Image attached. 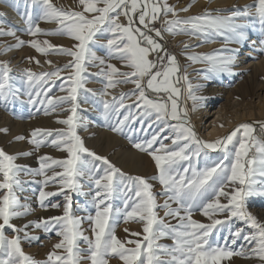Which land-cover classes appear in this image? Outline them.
I'll return each mask as SVG.
<instances>
[{
  "label": "snow or ice",
  "instance_id": "snow-or-ice-1",
  "mask_svg": "<svg viewBox=\"0 0 264 264\" xmlns=\"http://www.w3.org/2000/svg\"><path fill=\"white\" fill-rule=\"evenodd\" d=\"M37 3L43 6L40 18L55 21L57 24L52 34L67 35L75 41L72 47L54 49L72 57L63 67L72 68L74 71L64 77L69 84L67 95H45V114L49 110L65 111L63 105H70L67 109L70 114L65 119L58 120L67 128L34 129L29 142L39 149L45 143L44 138L53 137L50 144L67 155L66 158L57 159L44 154L38 158L39 168L33 170L17 165L14 162L17 156L0 148V191L3 192L0 195V264H39L26 254L21 246L22 239H39L28 232L29 227L42 229L44 233H54L61 238L47 254L46 264H81L82 260H87L90 264H109V257H118L123 264H220L234 254L229 240L231 244H235L239 239L249 244L254 242L251 253L264 261V223L246 210L249 197L264 196V180L257 179L258 176L264 177V139L255 136L254 125L247 122L239 124L225 136L213 141L198 137L187 119V110L178 109L177 100L181 89L174 86V80L178 83L183 79L187 82V95L193 101L199 98L193 95V85L188 81L187 74L182 77L178 75L180 67L177 59L175 55L168 53L161 43V29L154 27V22L159 20L162 14L164 30L172 34H198L204 37V42H207L211 34H218L225 37L226 44L241 43L248 39L245 29L250 25L236 21L255 18L264 30V0H256L254 5L247 6L254 7V12L234 10L230 15H213L205 10L199 15L186 18L178 17L177 10L169 5L167 0L163 3L159 0H79L82 11L57 7L52 0H26V4ZM188 7H191V4ZM187 10L188 8L181 9ZM223 11L225 10H215L217 13ZM169 13L172 14V19H167ZM26 15L27 31L31 35L45 31L34 23L31 12ZM121 15L127 18V23L120 22ZM137 24L139 26H135ZM148 32H154L155 38L147 34ZM0 35L15 33L5 32L0 28ZM104 35L109 38L100 46L106 48L108 59H119L130 67L131 71H120L93 51V46L100 43L98 37ZM24 43L25 41L18 39L16 45L8 47H19ZM27 43L40 52L53 48L51 44H48V48L41 47L36 40ZM260 44L264 46V39L260 40ZM185 47L189 45L186 44ZM238 51L225 47L215 49L212 53L192 55L188 59L192 62L207 63L209 70L213 72L231 73ZM225 52L229 54H224ZM150 55L154 58L149 59ZM96 61L105 65L96 73L97 77L106 81L105 88L99 93L101 97L106 94L108 88L115 87L117 83L132 82L135 85L129 93H121L119 97H113L111 102L103 101L105 119H108L110 113L116 115V122L109 125L113 132L125 134V128L135 132L136 123L141 125L140 130L143 131L145 121H148L149 128L153 123L164 125L150 139L135 142L133 145L149 154L155 162L158 173L153 179L162 186L160 194L166 197L162 204L157 202L156 193L153 192V185L148 178L126 174L106 156L87 148L77 134V128L87 127V123L82 122L78 115V91H93L84 87L87 82L84 73L87 70L86 64ZM0 68L3 69L0 72V102L6 105L9 97H16L20 90L14 89L9 83L10 69L6 62L0 64ZM25 74L30 87L44 86L43 93L37 92L35 96L29 93V102L35 104L41 94L50 91L49 86L55 83V79L61 78V69L56 68L39 74L26 69ZM196 87L199 88L200 85ZM61 90H65L64 85H61ZM148 92L155 95L149 96ZM129 96H134L135 100L126 104L125 100ZM39 102L44 103L43 100ZM121 109L125 110L123 114L120 113ZM259 126L264 133V122H260ZM0 131L6 133L8 130L5 128ZM166 131L170 135L161 136V133ZM38 136L43 138L37 139ZM15 139L23 140L25 137L17 136ZM164 140H171V147L166 145ZM157 144L159 147L154 148ZM230 145L234 147V152H229ZM253 147L255 153L249 158L250 149ZM218 149L225 152L223 159L218 163L202 170L193 165L194 159H198L202 154L206 156L209 150ZM185 162L187 166H183ZM53 166L61 168L62 171H55ZM49 170L52 175H48ZM22 171L44 176L42 183L45 185L49 182L59 183L58 192L64 195L65 199L62 215L29 221L21 227L11 223L13 218L26 216L31 211L30 206L21 203L13 190L14 186L21 183L19 173ZM81 181H87L91 190L85 192ZM65 190L90 195V207L94 214L89 212L84 216L75 215L71 197ZM120 193L124 194L123 207H117L113 202ZM54 195L57 193L41 188L40 206L59 208V204L46 203L47 198ZM221 197H224L226 202H222ZM157 208L165 209L164 217L158 215ZM194 210L200 211L210 223L193 219ZM219 214H224V218H216ZM166 217L175 219L176 223L166 222ZM232 218L242 220L254 231L247 235L244 229L236 228L233 231L229 228V236L224 238L223 245L211 241L213 230L217 229L218 225L228 224ZM132 219L142 222L143 231L130 234L136 237L142 235V239L122 241L116 235V228L122 220L126 222ZM85 222L88 223L92 236L86 234L83 227ZM6 228L13 230L16 235L7 237ZM22 231L23 236L19 235ZM165 237L171 238L173 244L158 243ZM81 241L86 247L80 246ZM61 249L63 253L57 251ZM239 254L245 253L241 251Z\"/></svg>",
  "mask_w": 264,
  "mask_h": 264
},
{
  "label": "rangeland",
  "instance_id": "rangeland-1",
  "mask_svg": "<svg viewBox=\"0 0 264 264\" xmlns=\"http://www.w3.org/2000/svg\"><path fill=\"white\" fill-rule=\"evenodd\" d=\"M217 1L218 0H167V3L177 10L176 15L180 18L199 15L203 13L205 10L212 12L213 15L216 14L230 15L231 12L234 10L249 11V12L255 11L254 7H247V6L254 5L256 3V0H244L242 1V3L241 1L239 2L235 0L237 2L234 4L231 3L233 0L231 2H229L230 0H226V1L221 0L223 3H219V4ZM159 2L163 3L164 0H159ZM52 3L57 7H62L66 10H71V11L83 10L82 5H80L79 3V0H62V3L59 4L57 3V0H52ZM189 4H191V7H188ZM42 8L43 6L38 3L34 5L26 4V0H0V28H3L5 32L15 33V35H0V64L6 62L7 67L10 69L9 83L14 89L20 90L19 94L16 97H9L8 103L6 105L3 102H0V119H1L0 125L1 124L6 125V126L1 125L0 129L6 128L8 130L6 133L0 131V140H1L0 148H2L8 154L16 155L17 161L14 162L17 165H21V166L26 165L27 168L33 170L39 168L38 158L44 154H48L53 158H57V159L66 158L67 155L66 152L59 150L50 144V140L53 137L44 138L45 143L41 145L39 149H37L29 141L32 138V131L34 129H66L67 128L66 125L59 123L58 120L65 119L70 114V112L67 111V109L70 108V105L68 104L63 105V108L66 109L65 111L57 110L56 112H51L49 110L48 113L45 114V107L47 105L45 95H51V96L67 95L66 89L69 86V84L64 79V77H66L69 73L74 71V69L72 68L63 67L65 64H67L69 61L72 60V57L68 56L67 54L58 52L54 49L59 47H72L75 41L67 35L52 34L54 30L57 28V24L55 21H47L40 18L42 14ZM183 8H188V10L181 11V9ZM216 9H224L225 11L217 13L215 12ZM10 10L14 11V13L17 15V18L23 22L22 24L23 27H20V25L11 18ZM28 12H31L34 23L38 24L41 29L45 30L44 32L38 33L35 36H33L27 31L28 24H27L26 13ZM167 19H172L171 13L168 14ZM119 20L121 23H127V18L123 15L119 17ZM163 20L164 17L161 14V18L156 22H154V27L157 29H161L162 31L161 43L164 44V47L167 49L168 53L175 55L178 65L180 67V72L178 73V75L182 77L185 73L187 74L188 81H190L191 84L193 85L192 93L194 96L199 98L193 101L187 95V82H185L183 79H180L178 83H176L174 80V86L181 89L180 96L177 100L178 109L187 110V119L191 122V125L194 127L199 138L206 141H213L215 139H210L205 137L204 134L206 132H204L203 134L200 127L196 126L190 115L189 109L191 107L197 108L199 106L207 104V107L213 108V109L211 108L212 111L215 110V108L218 107L223 102L218 101L212 103L211 102L203 103L202 102L203 99L201 98L202 93L207 90H210L211 87L217 88L219 90L224 89L229 85L230 87H232L235 83L237 84L239 80L233 78V82H230V80H228L229 78L226 77L227 75L220 76L221 80H218L219 72H213L209 70V65L205 62H200V61L192 62L191 60L188 59V57L192 55L212 53L213 50L215 49H221L225 47L238 49L239 51L237 55L240 57L241 56L240 54L244 52V49L247 48L248 42L260 44V40L264 39V30L260 28L259 22L255 18H245L243 19V23H247L250 25L247 29H245L248 37L247 40L241 43L230 42L226 44L224 36L218 34H211L207 39V42L213 40L212 42L220 44L219 46L217 47L215 46L214 49L212 48L208 50H201L194 52L193 54L187 55L186 52H182V51L185 49H189L190 46L185 47V45L186 44L191 45L193 42L191 41V39L193 37H197V39H201L199 42L205 44L207 42H204V37L198 34H191L185 32H176V34L167 32L164 30ZM135 26H139V25L137 24ZM147 34L153 35L155 38L154 32H148ZM225 35H228V33H225ZM108 38L109 37L107 35L99 36L98 39L100 43L93 46V51H95L98 56L105 58L107 63L114 64L120 71H131V68L124 65L123 62H121L119 59L116 58L108 59L106 54V48L100 46L101 44H105ZM18 39L25 41V43L20 45L19 47H15V46L8 47L11 45H16ZM30 40L38 41L41 44V47L44 48H48V44H51L53 48H49L47 52H40L37 49L33 48L29 43H27ZM45 41H47L48 43L47 44L44 43ZM5 48H7V50H5ZM261 48H264V46L259 47V45H256L255 52H253V55L261 56L262 54H264V50H260ZM183 54H186L187 56L186 59L182 58ZM224 54H229V53L225 52ZM153 58H154L153 56L151 55L149 56V59H153ZM104 67L105 65H101L99 61L86 64L87 70L84 73V76L86 77L87 82L84 85V87L86 89H92L93 91L85 92L83 89L78 91V95L80 97L78 115L82 118L83 120L82 122L87 123V127L77 128V134L80 135V137L83 139L84 145L87 148H89L92 151H95L99 155L106 156L112 164L116 165L126 174L131 176H143L145 178H148L149 182L153 185L152 190L154 193H156L157 202L162 204L163 201L166 199V197L160 194L162 190V186L159 184L157 180L153 179V177L158 173L155 162L149 154L138 150L133 145L135 142H141L145 139H150L151 136L154 133L159 132L160 128L163 127L164 125L153 123L152 127L149 128L148 121H145L143 125L144 128L143 131L140 130L141 125L139 123H136L134 125V128L136 129L135 132L129 131L128 128H125L124 130L125 134L113 132L109 125L114 124L116 122V115L110 113L108 119H105L103 101L107 100L111 102L113 100V97H119L121 93H129L132 89L135 88V85L132 82L117 83L115 87L108 88L106 94L103 95V97H101L99 93L101 90L105 88L106 81L102 77H97L96 73L100 72L101 69ZM56 68L61 69V78L55 79V83L49 86L50 91L46 94H41L37 98V102L35 104L30 103L29 93L31 92L33 96H35L37 92L43 93L44 86L41 85L40 87H35V86L30 87L29 82L27 80V76L25 74V70L31 69L32 72L39 74L42 72L53 71ZM188 69L189 71H187ZM2 70L3 69L0 68V72H2ZM61 85H64L65 90H61ZM196 85H200V87L197 88ZM262 93H264V91H262ZM147 94L149 96L155 95V93L152 92H148ZM85 97L87 98L86 100L84 99ZM41 100L44 101L43 104L39 102ZM134 100H135L134 96H129L126 98L125 103L131 104L133 103ZM133 111H135V109H133ZM124 112H125L124 109L120 110L121 114H123ZM48 121L49 123H46ZM245 122L252 123L254 125V135L260 139H264V133L261 132L259 126L260 122H264V119H251ZM239 124L241 123H238V125ZM259 134L261 136H259ZM165 135H170V133L167 131L161 133V136H165ZM17 136H23L25 137V139L16 140L14 137ZM36 138L41 139L43 137L38 136ZM107 140H109L110 142H108ZM163 142L170 147L172 145L171 140H164ZM108 143L110 144L108 145ZM10 146L11 149L9 148ZM153 147L158 148L159 145L157 144L154 145ZM229 152H234V147L232 145L229 146ZM254 153H255V148L253 147L252 149H250L249 158H252ZM158 154H162V153H158ZM224 155L225 152L222 149H218L215 151L209 150L206 156L202 154L198 159H194L193 165L198 169L202 170L206 167H210L218 163L220 160L223 159ZM28 156H29L28 158L29 160H27ZM128 156L129 159L127 158ZM116 158H118V160ZM123 158L129 160L128 165L126 167L120 166L119 161L120 159ZM226 163L228 162L226 161ZM137 165L138 166L140 165L139 166L140 168L136 167ZM183 166H187V163L185 162ZM53 168L55 169V171H62V169L59 167L53 166ZM48 175H52L51 170L48 171ZM0 179H2V174H0ZM19 179L21 181V183L19 184L20 188L17 189L16 187L18 186H14L15 189L17 190L15 189L13 190L16 193L17 197L20 199L21 203H25L26 200L27 201L29 200L28 201L29 203L27 204L30 206L31 211L28 215L24 217L21 216L18 218H13L11 221L12 224L21 227L29 221L39 220L37 218L41 217V215L44 217L62 215L65 199H64V195H61L58 192L59 189L58 182L57 183L49 182L48 184L45 185L44 183H42L44 180V176L33 175L31 173H26L23 171L19 173ZM257 179L264 180V177L258 176ZM81 183L84 186L85 192L91 190V185L87 181H81ZM41 188H43L45 191L57 193V195L48 197L46 203L59 204L60 205L59 208H51V207L42 208L40 206L39 192ZM26 189L28 190L25 193ZM22 191H24L25 194L23 195L24 196L23 198L21 196ZM65 191L66 194L70 195L71 197L72 211L75 215L84 216L87 215L89 212H92V214H94V211L90 207V201H91L90 195L85 196L83 194L72 193V192H68L67 190ZM2 194L3 192L0 191V195ZM29 194L31 195V197ZM27 195H29L30 198ZM32 196H33V200H32ZM123 199H124L123 193L117 194L116 198L113 201L114 205L117 207H123ZM220 199L222 202H226L224 197H221ZM31 201H34V203ZM247 201L248 202L246 203V210L248 212H250L252 215L255 214L257 217L260 216L264 217V196L254 195L249 197ZM86 205L88 206L87 208ZM173 207H175V204H173ZM156 211L160 217H164L165 209L157 208ZM33 212L35 215H33ZM33 216H36V218ZM192 216L193 219L199 222L210 223L208 218L203 216L201 212L198 210H194ZM27 217H30V219L24 221L23 218H27ZM31 217L33 219H31ZM216 218L223 219L224 214H219L217 215ZM165 220L166 222H171L172 224L176 223V220L172 219L171 217H166ZM83 227L86 231V234L92 236L91 230L87 222L84 223ZM229 228H231L233 231L236 228L244 229L245 234L247 235H250L254 231L253 229H251V227L245 226V223L242 220L238 218H232V220L228 224L222 226L218 225L217 229L213 230V233L210 237L211 241L219 242L221 245H223L225 242L224 238L229 236ZM125 229H128L129 231L126 232ZM142 231H143L142 222H138L135 219L128 220L126 222L122 220L116 228V235L122 241L130 240V239H142V235L140 237H136L130 234L134 232L142 233ZM28 232L31 235H35L39 237V239L35 241H28L22 239L21 246L23 247L24 250H29V249L31 250L32 248L37 249L35 253H32L33 255L31 254L28 255H30L31 257H33V259L38 261L39 264H46L47 254L53 250V246L56 243H58L61 238L55 235L54 233H44L42 229H38L34 227H29ZM5 235L11 238L14 235H16V233L11 229L6 228ZM19 235L23 236L24 235L23 231L20 232ZM158 243L165 245H172L173 240L171 238L165 237V238H161L158 241ZM229 245L230 248L233 250L234 254L231 258L221 261L220 264H264V261L260 260L259 257L251 253V249L255 246L254 242L252 244H249L243 239H239L235 244H231V241L229 240ZM80 246L82 248L86 247V245L82 241L80 242ZM131 246L132 245H129V247ZM42 250L44 251L43 254H41ZM57 251L63 253L62 249ZM241 251H243L245 254L244 255L239 254ZM108 259H109V264H123V262L119 260L118 257H109ZM81 264H90V262L87 260H82Z\"/></svg>",
  "mask_w": 264,
  "mask_h": 264
},
{
  "label": "bare ground",
  "instance_id": "bare-ground-1",
  "mask_svg": "<svg viewBox=\"0 0 264 264\" xmlns=\"http://www.w3.org/2000/svg\"><path fill=\"white\" fill-rule=\"evenodd\" d=\"M224 1H226V0H224ZM231 1L232 0H230L229 2H231ZM237 1H239V2L241 1V3H242V1H244V0H237ZM237 1L233 0L231 3L234 4ZM217 2H218V4L223 3L221 0H218ZM57 3L58 4L62 3V0L61 1L57 0ZM63 4H64V2H63ZM7 10H9V9H7ZM10 11H11L10 12L11 18L13 20H15L16 23H18L20 25V27H23V25H22L23 22L17 18V15L14 13V11H12V10H10ZM237 23H243V20H238ZM20 36H19V38H20ZM200 40L201 39H197V37H193L191 39V41H193V42L191 45H189L190 48L185 49L182 52H186V54L189 55V54H193L194 52L201 51V50H208V49H212V48L214 49L215 46L217 47L220 45L218 43L212 42L213 40H210L209 42L202 44L199 42ZM256 45H259V47H262L261 44L248 42L247 48L244 49V52H242L240 54L241 56L239 57L236 54L235 63L232 67L231 73L219 72L218 80H221L220 76L227 75L226 77L229 78L228 80H230V82H233V78H236L237 80H239L237 82V84L235 83L232 87H230V85H229V86L225 87L224 89H220V90L217 88L211 87L210 90H207V91L202 93L201 98L203 99L202 100L203 103H205V102H209V103L211 102L212 103V102L222 101L223 102L222 104H220L218 107H216L215 110H213V111H212L213 108L211 107L212 108L211 109L210 107H207V104L199 106L197 108L191 107L189 109L190 115H191L194 123L196 124V126L200 127L203 134H204V132H206L204 134L205 137L210 138V139H217L219 137H223L226 134H228L231 130H233L238 125V123H242V122H245V121H248L251 119H264V93H262V91H264V54H262L261 56H254L253 55V52H255ZM186 54H183L182 58L186 59L187 58ZM187 71H189V69ZM62 116H63V114H62ZM49 121L46 123H49ZM7 124H10V123H7ZM2 126H6V125H2ZM114 139H116V138H114ZM107 141L110 142L109 140H107ZM111 143H113V142H111ZM109 144L110 143H108V145ZM12 145H13V143H12ZM9 148L11 149V146ZM126 152H127V150H126ZM131 153H133V152H131ZM124 157H125V155H124ZM28 158H29V156L27 157V160H29ZM127 158L129 159V156ZM131 158H133V157H131ZM116 159L118 160V158H116ZM15 161H17V160H15ZM128 161L129 160H126L124 158L120 159V161H119L120 166L126 167L128 165ZM19 163H20V161H19ZM130 163H131V161H130ZM132 164H133V162H132ZM135 165H132V166H135ZM139 166L137 165L136 167H139ZM20 176H21V174H20ZM16 188L19 189L20 188L19 185ZM14 189H15V187H14ZM17 189H15V190H17ZM23 189H25V188H23ZM27 190L28 189L25 190V193ZM21 193H22L21 196L23 198L24 197L23 195H25L24 191H22ZM29 195H27V196L29 197ZM30 197H31V195H30ZM32 200H33V196H32ZM23 201H25V200H23ZM28 201L26 200L25 203H29ZM31 202L34 203V201H31ZM247 202L248 201H246V203ZM38 214H39V212H38ZM33 215H35L34 212H33ZM253 215L255 217H257L255 214H253ZM33 217L36 218V216H33ZM43 217L44 216L41 215V217H39L37 219H40ZM257 218L259 219V221L261 223H264V217L260 216ZM29 219H30V217L23 218L24 221H27ZM31 219H33V218L31 217ZM245 226L251 227L250 225H246V224H245ZM22 249H23V247H22ZM23 251L26 254L33 255L32 253H35L37 251V249H35V248L34 249L32 248L31 250L30 249L29 250L23 249ZM41 252H42L41 254H43L44 251L42 250ZM37 255H40V254H37Z\"/></svg>",
  "mask_w": 264,
  "mask_h": 264
},
{
  "label": "trees",
  "instance_id": "trees-1",
  "mask_svg": "<svg viewBox=\"0 0 264 264\" xmlns=\"http://www.w3.org/2000/svg\"><path fill=\"white\" fill-rule=\"evenodd\" d=\"M259 136H261V135L259 134Z\"/></svg>",
  "mask_w": 264,
  "mask_h": 264
}]
</instances>
